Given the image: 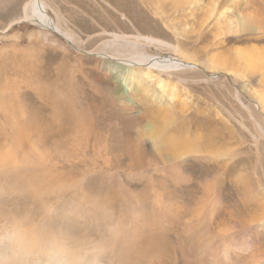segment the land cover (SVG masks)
Returning a JSON list of instances; mask_svg holds the SVG:
<instances>
[{"label":"rangeland","instance_id":"rangeland-1","mask_svg":"<svg viewBox=\"0 0 264 264\" xmlns=\"http://www.w3.org/2000/svg\"><path fill=\"white\" fill-rule=\"evenodd\" d=\"M29 1L0 0V71L6 73L0 74V82L5 76L12 78L8 93L12 96L17 93L12 99L15 109L1 113L0 126L4 118L11 126L0 140L5 141L4 148L22 156L23 149H13L12 141L16 130L24 126L19 124L30 121L26 126H35L31 144L45 150L51 163H47L50 167L45 170L40 165L25 168L30 178L22 177L23 189H17L16 183L22 178L10 185L1 183L0 213L9 219L19 218L22 242L17 243L15 237L10 239L12 234L0 228V264H63L71 260L78 264H264V102L261 107L254 95L259 90L264 96V29H243L230 34L226 29L230 20H242L241 25L246 28L254 23L248 15H263L264 0H44L46 13L53 22L72 33L73 39L68 43L28 19L7 30L11 22L23 19ZM102 10L110 14L109 20L102 16ZM104 30L151 34L172 47L179 45L195 60V66L171 74L153 69L147 93L141 91L138 96L134 78L121 85L115 70L107 71L105 63L100 62L98 51L107 52V59L114 60L122 69L124 64L113 58L117 56L110 49H101L105 39L101 36L94 39ZM31 33L33 37L29 36ZM142 48L151 59L155 56L183 59L164 46ZM18 49H28L32 55L24 56ZM14 60V65H8ZM23 62L28 64L27 76ZM31 79L38 83L32 84ZM160 79L177 90L180 99L170 98L167 93L157 99L161 94ZM246 80L253 88L244 94ZM45 83L51 87L49 93L43 88ZM39 88L45 93L39 94ZM60 89L67 99L58 95ZM115 89L122 94L112 96ZM237 93L254 108L260 129L252 124ZM145 104L152 109L175 110L176 125L183 126L185 138L193 137L186 128H191L194 118L211 123L219 139L210 145V152L194 153L196 156L190 153L186 158L181 156L174 166L168 162L156 168L151 157L158 149L150 138L154 134L145 131L149 119L143 121L138 116ZM69 112L81 123L78 131L75 129L66 136L55 126H48L57 123V114L65 116ZM197 113H203L202 119H197ZM242 121L247 129L240 125ZM47 126L56 137L46 143L43 141L46 130L49 131ZM249 128L257 132L256 139ZM168 130L167 127L163 131ZM124 131L132 138L127 140ZM143 132L147 133L146 142L140 139ZM58 134L64 137L58 139ZM97 137L107 145L102 147ZM166 142H161L164 145L161 148L169 153ZM119 146L122 151L117 149ZM112 147L117 152L107 151ZM4 148L0 153L6 151ZM61 172L76 177L80 187L48 191L38 184L45 174L53 178ZM77 191L82 192L84 199L96 198L103 207L83 208ZM61 246L65 253L58 250Z\"/></svg>","mask_w":264,"mask_h":264},{"label":"bare ground","instance_id":"bare-ground-1","mask_svg":"<svg viewBox=\"0 0 264 264\" xmlns=\"http://www.w3.org/2000/svg\"><path fill=\"white\" fill-rule=\"evenodd\" d=\"M112 4H110L111 6ZM100 6V5H99ZM46 2L44 0H30L28 3H26L25 7H24V16H23V19L19 18L13 22H11L8 27H7V30L9 31L10 28L15 25V24H18L20 22H22L24 19H28L30 20L31 22L33 23H36L37 25H39L40 27L44 28V30H46L47 32H54L55 34H57L58 36H60L61 38H63L64 40H66V42L68 43L70 39H73L72 38V33H70V31H67V30H63L60 28V26H58L57 24H55L52 20V18L46 13ZM256 9V8H255ZM119 12V11H118ZM108 13V11H107ZM223 13V12H222ZM255 13V12H254ZM124 14V13H122ZM110 15V14H109ZM106 14V12H104L102 10V16L106 19V20H109L108 19V16ZM126 15V14H125ZM222 15V14H221ZM223 16V15H222ZM104 18H103V21H104ZM239 19H242L241 17H238ZM248 18L251 19V21H253L254 23H252L251 25L249 24V26H247V28L244 26V25H241V22L242 20H238V21H235V20H230L228 23H226V29H227V33H235V32H239V31H242L243 29L244 30H247V29H256L257 31H261L264 29V14H260V15H252V14H249L248 15ZM21 19V20H20ZM116 20V19H115ZM27 21V20H25ZM108 22V21H107ZM60 24V23H59ZM50 30V31H49ZM63 30V31H62ZM44 32V31H43ZM7 33V32H6ZM32 35H34V33H31L29 34V36L33 37ZM95 35V34H94ZM151 35V34H150ZM149 34L148 35H143L141 33H137V34H126V33H118V32H110L109 31H102L100 32L99 34H96V37L94 39H98L100 36L102 37V39H105L102 43H101V49L105 50L106 49H110L112 54H114V56H117L116 58L113 57L114 59H117L119 58V60L123 61L124 64L122 65L123 69L120 67V65H117V63L113 60H108L107 56L108 53L107 52H100L98 51L97 54H99V57H101V63H105V68L107 71H112L115 70V73H116V78L118 80V82L122 85V84H128L130 83V81L132 80L133 81V78H134V83H133V87L134 88V91L136 92V94L138 96H140V92L142 91L143 93H147L148 91V87L151 85V79L154 77V74H153V69L157 68V69H162L164 71H166L165 73L167 74H171L173 71H176V70H179V69H185L186 67L189 68V67H193L195 66V60H193L191 58V56L187 55V53H184L180 48H179V45L178 47L175 46V47H172V45L165 41V40H162V39H159V38H156V37H153V36H150ZM13 36H18V35H13ZM92 38V37H91ZM99 40V39H98ZM101 42V41H100ZM143 46H154V47H166V48H171L174 52L176 51L179 55H181L183 57L182 60H178L177 58H174V57H168V58H165L163 56H155V57H152L151 59V56H147V52L142 48ZM100 46H98L99 48ZM126 47H129L128 50H126ZM131 48V50H130ZM97 49V48H96ZM81 50V49H80ZM92 50V49H91ZM90 50V51H91ZM18 51L22 52L21 54L24 55V56H30L32 55V52L30 50H25V49H18ZM85 51V50H84ZM83 51V52H84ZM90 51H87V53L89 52V54H95L94 52H90ZM85 54V53H84ZM95 54V55H97ZM104 54V55H103ZM110 56V55H109ZM23 58V56H22ZM21 59V58H20ZM26 59V58H25ZM28 59H30L28 57ZM31 60V59H30ZM29 60V61H30ZM249 59H247L246 61L248 62ZM15 61V60H14ZM12 61L11 63H9L8 65H14L16 63V61L14 62ZM95 61V60H94ZM193 61V62H191ZM26 62V61H25ZM23 62V64L25 63ZM32 62V61H31ZM7 64V63H6ZM38 64V62H37ZM36 65V64H35ZM135 65L138 66L135 67ZM17 66V65H16ZM214 66H217L216 64ZM9 67V66H8ZM23 68H25L26 70V73H25V76L29 75V69H27L26 67H28V64L25 63V65H22ZM219 68V66H218ZM72 69V68H71ZM1 70V69H0ZM3 70V69H2ZM8 70V69H7ZM80 70V69H79ZM77 70V71H79ZM5 71V70H4ZM4 71H0V74H3L5 73ZM159 71V70H158ZM172 71V72H171ZM160 72V71H159ZM162 72V71H161ZM171 72V73H169ZM74 73V71H73ZM67 74V73H66ZM6 75V73H5ZM33 75V74H32ZM72 75V74H71ZM115 75V74H114ZM240 75H242V77L244 78H247L245 77V74L243 73H240ZM2 76V75H1ZM31 76V75H30ZM34 77V76H32ZM74 77V76H73ZM44 77H42V80H43ZM67 77H65L66 79ZM72 78V77H71ZM70 78V79H71ZM12 79V78H11ZM11 79L7 76H5V78L3 79L2 82L0 83H3V84H0V120H1V113L3 111H13L15 109V104H13V101L12 99H14V95L16 94H13V96L8 93V89L11 87ZM14 79V78H13ZM28 79V78H26ZM34 79V78H33ZM31 79L32 81V84H36L38 82L35 83V81ZM116 80V81H117ZM71 81V80H70ZM74 81H76L74 79ZM73 81V82H74ZM41 82V81H39ZM43 82V81H42ZM62 82V81H60ZM64 82V81H63ZM125 82V83H124ZM245 86L243 87L244 88V94L246 93L245 90H248L247 93H249V91L251 90V88H253L252 86H250V83L248 80L245 81ZM29 83V82H28ZM31 84V85H32ZM44 84V83H42ZM244 85V84H243ZM26 86V85H25ZM37 86V85H36ZM130 86V85H128ZM146 86V87H145ZM13 87V86H12ZM24 87V85H23ZM32 87V86H31ZM34 87V86H33ZM40 87V86H38ZM123 87V86H122ZM15 88V87H14ZM45 89V92L48 91L49 93V90L51 87H49V83H45L44 87ZM42 88V89H43ZM128 88V87H126ZM158 88H159V93L161 94H158L157 96V99L161 100L163 98V96L165 95V93H167L168 95L166 96H169L170 98H175V99H180V97L178 98L177 97V90L173 89L172 87H170L168 85V82L160 79L158 81ZM242 88V89H243ZM35 89V88H34ZM38 89V88H37ZM64 90V88H62ZM62 89H60V92H64ZM122 89V88H121ZM150 89V88H149ZM47 90V91H46ZM99 90V89H98ZM18 91V90H17ZM38 91V90H37ZM53 91V90H52ZM10 92V91H9ZM16 92V91H15ZM19 92V91H18ZM43 91L40 90L39 88V94H41ZM43 92V93H45ZM51 92V91H50ZM54 92V91H53ZM58 95L62 96L63 98H66L67 99V94L64 92L63 94L60 93ZM100 92V91H99ZM255 92V91H253ZM12 93V92H11ZM98 93V92H97ZM101 95L102 92H100ZM113 95L112 96H117V95H121L122 93H120V91L118 89H115V92H112ZM252 93V91L250 92ZM19 94V93H18ZM38 94V95H39ZM111 94V93H110ZM50 95V94H49ZM66 95V97H65ZM254 95L258 98V104L262 107V103L264 102V96L262 95V93L258 90L254 93ZM43 96V94H42ZM69 96V95H68ZM74 96V95H73ZM100 96V94H99ZM98 96V97H99ZM104 96V95H103ZM106 96V95H105ZM179 96V95H178ZM17 97V96H16ZM20 97V96H19ZM118 97V96H117ZM237 97H238V100L240 101V104L243 106V108L246 109V111L249 113V116L252 118V124H255L256 128L258 127L259 128V121L258 119L256 118L257 116L255 115L254 111H253V107L250 106L249 104H246L245 102H243L241 100V97H240V94L237 93ZM104 98V97H103ZM108 98V97H107ZM112 98V97H111ZM16 99V98H15ZM40 99V97H39ZM109 99V98H108ZM102 100V99H101ZM52 102V99L50 100ZM60 101V100H59ZM64 101V100H62ZM112 101V99H111ZM85 102V101H84ZM83 102V103H84ZM59 103V102H58ZM65 103V102H64ZM110 103V102H109ZM184 103V102H182ZM180 103V106L183 107L184 105ZM186 103V102H185ZM57 104V103H56ZM60 104V103H59ZM78 104V103H77ZM111 104V103H110ZM50 105V104H49ZM75 105V103L72 104V106ZM79 105V104H78ZM146 105V104H145ZM81 106V105H80ZM70 107V106H69ZM68 107V108H69ZM264 107V106H263ZM54 108V107H53ZM67 108V109H68ZM81 108V107H80ZM113 108V107H112ZM257 108V107H256ZM259 108V107H258ZM57 109V108H56ZM71 109V107H70ZM69 109V110H70ZM73 110L75 109V107L72 108ZM79 109V108H78ZM180 109V108H179ZM182 109V108H181ZM22 110V109H21ZM51 110V109H50ZM49 110V111H50ZM76 110V109H75ZM259 110V109H258ZM72 111V110H70ZM83 111V110H82ZM181 111V110H180ZM185 110H182V114ZM20 112V111H19ZM53 112V110H52ZM59 112V111H57ZM68 112V111H67ZM98 112V111H97ZM203 112V111H202ZM55 113V112H54ZM180 113V112H178ZM26 114V113H25ZM52 114V113H51ZM75 114V113H73ZM203 113H197L198 116L197 119H202V115ZM10 114H8V112H6V116ZM43 115V114H42ZM55 115V114H54ZM58 115V114H57ZM55 118H58L56 121L57 123L56 124H51V125H48L50 128H54L53 126H55L56 128H58L60 130L61 133H63L65 135L66 133V136L68 135L69 132H72L73 130H77V128L80 127L81 123L80 121H78L79 119H76L74 120L72 115H71V112L67 113V115L64 116V114H60L59 116H57ZM80 115V114H79ZM78 115V116H79ZM100 115V114H99ZM98 115V116H99ZM179 115V114H178ZM184 115V114H183ZM188 115V114H187ZM77 116V117H78ZM140 117V119H142L143 121L148 118L149 119V124H147L145 126V131H151L154 135H151L150 138L152 140H155V143H156V147L158 148L157 150H155L153 152V154L151 155V157H153V162L154 164L156 165L155 167L158 168L160 165H163L164 163H168L170 162L171 166H174L175 162H177L178 160H181V156H185L188 157L189 155H192L194 153H199V154H203V152H210V150H208V148L210 147V145H213L215 141H218V137H215V133L212 131L211 127H210V124L208 121L207 122H201L200 121H196V119L193 118V123L191 124V128H186L187 130V133L188 131H191V134H193V137H183L182 134L185 132V130L182 129L183 126H180L179 124L176 125L177 121H175V119L177 118L178 119V116H177V112L173 109H170V110H167L165 109V111L161 110V109H152L150 108V105H146L145 108H144V111L142 113H140L138 115ZM4 117V116H3ZM76 117V115H74V118ZM180 117V116H179ZM11 118V117H10ZM24 118H26L24 116ZM53 118V117H52ZM80 118V117H79ZM187 118V117H186ZM22 119V117L20 118ZM29 120V118H26ZM54 119V118H53ZM182 119V118H180ZM83 120V119H82ZM81 120V121H82ZM105 120V119H104ZM260 120V119H259ZM2 121V120H1ZM19 121V120H18ZM17 121V122H18ZM49 121V120H48ZM54 121V120H53ZM52 121V122H53ZM55 121V122H56ZM106 121V120H105ZM111 121V120H110ZM257 121V122H256ZM263 121V120H261ZM26 122V121H25ZM27 122H30V121H27ZM26 122V123H27ZM50 122V121H49ZM73 122V123H72ZM85 122V121H84ZM99 122H100V119H99ZM107 122V121H106ZM112 122V121H111ZM118 122V121H117ZM14 123V122H13ZM26 123H22V124H19L20 126L21 125H24L22 127H19V129L17 128L16 126V136L14 137L15 140L12 141L13 142V146L14 148L13 149H17V148H20V149H23V155L22 156H16L13 151H9L11 149H6L4 148L6 143L4 140H0V150H2L3 148L6 149V151H4L3 153H0V185L1 183L2 184H6V185H10L11 183H15L17 180L21 179L22 177L26 176L25 180H27L28 178H30V176H28L26 173H29V172H24L25 171V168H34L36 165H40L44 170L47 168V167H50L49 165H47L48 162H50V160L48 161V157L46 156L47 154H45V150H41L39 149L35 143H32L33 140H31L32 136V132L34 131V127L32 128L30 125L29 127L26 126L27 124ZM183 123V122H182ZM18 124V123H17ZM17 124H14V125H17ZM30 124V123H29ZM94 124V122H93ZM106 124V123H105ZM110 124V123H109ZM172 124L176 125V126H172L170 127ZM187 124V122H186ZM185 124V126H187ZM245 124V123H244ZM243 124V121L240 123L241 126H243L244 128L247 129L246 127V124L244 125ZM73 125V126H72ZM84 125V124H83ZM103 125V124H102ZM182 125V124H181ZM264 125V124H263ZM8 126H11V123L8 119L4 118L3 120V125L0 126V136L3 135L4 133L6 134V130H7V127ZM13 126V125H12ZM47 126V129H49V127ZM72 126V127H71ZM89 126V124H88ZM93 126V125H92ZM96 126H100V125H96ZM107 126V125H105ZM102 127V126H101ZM109 127V126H107ZM169 128L172 133H170L168 131H163L164 128ZM13 128V127H11ZM46 128V127H45ZM113 128V126L111 127L110 126V129ZM115 128V127H114ZM254 128V129H256ZM38 129V128H37ZM80 129V128H79ZM86 129H87V126H86ZM97 129V128H95ZM100 129V128H99ZM108 129V128H106ZM116 129H117V126H116ZM185 129V127H184ZM260 129V128H259ZM250 130V128H249ZM8 131V130H7ZM42 131H43V128L42 126H40V132L39 134H42ZM49 129V131L47 132L46 130V133H45V141L43 142H46L50 139H52L53 137H56V134L51 131ZM78 131V130H77ZM88 131V130H87ZM100 131V130H99ZM106 132L108 130H105ZM112 131V129H111ZM115 131V130H114ZM113 131V132H114ZM117 131V130H116ZM114 132V133H117V132ZM251 131V130H250ZM12 132V131H10ZM35 132V131H34ZM45 132V131H44ZM75 132V131H74ZM93 132V131H92ZM109 132V131H108ZM125 132V131H124ZM94 133V132H93ZM99 133V132H98ZM126 133V132H125ZM259 133V132H258ZM12 134V133H11ZM36 134V133H35ZM37 134V135H39ZM63 134H58V139H61L62 137H64ZM73 134V132H72ZM78 134V133H77ZM87 134V133H86ZM119 134V133H118ZM117 134V135H118ZM167 134V136H166ZM251 134L252 136L257 137V132H254L253 130L251 131ZM103 135V134H102ZM111 135V134H110ZM115 135V134H113ZM121 135V134H120ZM124 134H122L123 136ZM126 137H127V140H129V138L132 136L128 133L125 134ZM133 135V134H132ZM145 135H147V133L143 132L141 135H140V139L145 141L146 142V139H145ZM149 135V134H148ZM260 135V133H259ZM95 136V135H94ZM100 136V134H99ZM112 136V135H111ZM110 136V137H111ZM2 137V136H1ZM0 137V138H1ZM34 137V136H33ZM35 137H37L35 135ZM43 137V139H44ZM114 137V136H113ZM112 137V138H113ZM116 137V136H115ZM120 137V136H119ZM117 137V138H119ZM126 137H124L126 139ZM11 138V137H10ZM107 138V137H106ZM121 138V137H120ZM5 139L7 140L6 136H5ZM84 139V137H83ZM82 139V140H83ZM96 139V138H95ZM99 139L100 143L102 144V147L103 146H106L107 144L105 143V141L102 139V138H98L97 137V140ZM57 140V139H55ZM94 140V139H93ZM108 140V139H107ZM126 140V142H127ZM163 140H166L167 142L165 143V145H167V147H169L170 149H168L169 153H164L161 146H164L162 145V141ZM187 140V141H185ZM258 140V139H257ZM87 141V140H85ZM96 141V140H95ZM119 141V140H118ZM55 142V141H54ZM76 142V141H75ZM88 142V141H87ZM92 142V141H91ZM90 142V143H91ZM132 142V141H131ZM9 143V142H8ZM78 143V142H77ZM83 143V142H82ZM86 143V142H85ZM142 143V142H141ZM45 144V143H44ZM130 144V143H129ZM77 145V144H76ZM85 145V144H84ZM183 145L185 146V148L183 147ZM50 146V145H49ZM54 146V145H53ZM78 146H81V144L79 143ZM128 146V145H127ZM7 147V146H6ZM98 147V146H97ZM111 147V145H110ZM87 148V147H86ZM109 148V147H108ZM213 148V147H212ZM84 149V148H83ZM92 149V148H90ZM118 150L120 149V146L119 148H117ZM122 149V148H121ZM120 149V151H122ZM99 150V148H98ZM101 150V149H100ZM104 150V149H103ZM115 149L112 147V149H108L107 151H109L110 153H112ZM128 151V150H127ZM98 152V151H97ZM114 152H117V151H114ZM140 152V151H139ZM192 153V154H190ZM97 154V153H96ZM105 154V153H104ZM126 154V153H125ZM207 154V153H206ZM64 155V154H63ZM118 155V154H117ZM124 155V154H123ZM195 155V154H194ZM94 156V155H93ZM98 156V155H97ZM104 156V155H103ZM116 156V154H115ZM196 156V155H195ZM106 157V156H105ZM117 157V156H116ZM128 157V156H127ZM126 157V158H127ZM200 157V156H199ZM203 157V156H202ZM103 158V157H102ZM108 158V157H107ZM197 158V157H195ZM100 159V158H98ZM114 159V158H113ZM129 159V158H128ZM132 159V158H131ZM136 159V158H135ZM205 159V157H204ZM71 160V159H70ZM94 160V159H93ZM109 160V159H108ZM111 160V158H110ZM127 160V159H125ZM151 160V159H150ZM184 160V159H183ZM106 161V160H104ZM128 161V160H127ZM126 161V162H127ZM133 161V159H132ZM55 162V161H54ZM58 162V161H57ZM79 162V161H77ZM117 162V161H116ZM119 162V161H118ZM151 162V161H150ZM51 163V162H50ZM80 163V162H79ZM102 163V162H100ZM131 163V162H129ZM65 164V163H64ZM71 165L74 164L73 161L70 162ZM128 164V163H127ZM173 164V165H172ZM55 165V164H54ZM57 165V163H56ZM119 165V164H118ZM130 166H132L131 164H129ZM128 165V166H129ZM149 165V163H148ZM62 166V165H61ZM66 166V165H64ZM101 166V165H100ZM106 166V165H105ZM113 166V165H111ZM116 166V164H115ZM138 166V165H137ZM37 167V166H36ZM107 167V166H106ZM110 167V166H109ZM153 167V166H152ZM52 168V167H51ZM65 168V167H63ZM130 168V167H129ZM128 168V169H129ZM162 168V167H161ZM49 169V168H48ZM71 169V168H70ZM75 169V168H74ZM113 169V167H112ZM168 169V167L166 168ZM28 170V169H27ZM68 170V169H67ZM72 170V169H71ZM95 170V169H94ZM110 170V169H108ZM120 170V169H119ZM177 170V169H176ZM50 171V170H49ZM54 171V170H53ZM62 171V170H60ZM102 171V169H101ZM171 171V170H170ZM57 172V171H55ZM65 172V171H64ZM105 172V171H104ZM52 173V172H50ZM75 173V172H73ZM112 173V172H111ZM121 173V172H120ZM32 174V173H30ZM40 174V173H39ZM113 174H116V173H113ZM136 174V173H135ZM72 175V174H71ZM69 175V176H71ZM66 173H63L61 172V175L58 174L56 175L55 177L52 178L51 177H48L46 174H45V177L41 180V182H39L38 184L41 186V187H44L43 189H47L48 191H51L52 189H60V190H63V189H69L72 187H74V190L77 189V186L78 184L80 183L79 180L73 176V178L69 177ZM16 179H15V178ZM36 178V177H34ZM36 182V181H35ZM68 182V183H67ZM18 185L17 189L20 188V183H23V178L20 180V182H16ZM46 183V184H45ZM15 184V185H17ZM35 184V183H33ZM32 184V185H33ZM2 186V185H1ZM4 186V185H3ZM22 186V185H21ZM76 186V187H75ZM7 187V186H6ZM80 187V186H78ZM2 188V187H1ZM4 188V187H3ZM2 188V189H3ZM32 188V187H31ZM38 188V187H36ZM16 189V190H17ZM20 189H23V188H20ZM30 189V188H29ZM38 190V189H37ZM36 190V192H38ZM73 190V189H72ZM6 191V190H5ZM12 191V190H11ZM34 191V190H33ZM80 192V191H77V193ZM47 193V192H46ZM77 193L75 194V196L77 195ZM82 192H80V196H81V200L82 202H80V204L83 206V208L85 209H92V208H98V209H101V207H103L102 204H100L98 201H96L97 199L94 198V197H87L86 199H84V197L82 196ZM40 197V196H39ZM106 200V199H105ZM105 207V206H104ZM3 210V209H2ZM97 210V209H96ZM77 211V210H76ZM98 211V210H97ZM4 213V212H3ZM1 214V213H0ZM12 214V213H11ZM122 216V215H121ZM109 217V216H108ZM19 219V218H18ZM18 219L14 218H10L8 216H4V215H0V228H4L5 231L7 232H10L12 234V237H10V239L12 238H16L15 240L17 241V243L19 242H22V237L21 235L18 233L19 230H18ZM21 219V218H20ZM130 219V218H129ZM126 220V219H125ZM23 223V221H21ZM35 223V222H34ZM41 224V223H40ZM118 224V223H117ZM22 225V224H21ZM33 225V224H32ZM37 225V224H36ZM45 226V225H44ZM136 226V225H134ZM32 227V226H31ZM35 227V226H33ZM41 227V226H40ZM137 227V226H136ZM136 227H133V229L135 230ZM44 229V228H43ZM3 231V230H2ZM21 233V232H20ZM27 234V233H26ZM62 235V234H61ZM9 236V235H8ZM49 236V235H47ZM1 237V236H0ZM50 238V237H49ZM9 239V238H8ZM29 240V239H28ZM4 241V240H3ZM12 241V240H10ZM32 240H29V243H32L31 242ZM63 241V240H62ZM36 242V241H34ZM14 243V242H12ZM16 243V244H17ZM64 243V242H63ZM38 245V243H36ZM209 244V243H208ZM52 245V244H51ZM20 246V245H19ZM244 247V246H243ZM42 250V249H41ZM53 250V249H52ZM58 250H60L61 253H65L66 252V249L61 246ZM19 251V250H18ZM37 251V250H36ZM45 252H48V251H45ZM32 253V252H31ZM30 253V254H31ZM42 253V252H41ZM20 254V253H19ZM56 254V253H55ZM217 254V252H216ZM23 256V254H21ZM25 255V254H24ZM50 255V254H49ZM57 255V254H56ZM28 256V255H27ZM54 256V255H53ZM226 257V256H225ZM51 258V257H50ZM56 258V257H54ZM75 258V257H74ZM83 259V258H82ZM61 260V259H60ZM78 264V262H76ZM74 261H70L68 263H63V264H76ZM156 264H161L160 262H155Z\"/></svg>","mask_w":264,"mask_h":264}]
</instances>
